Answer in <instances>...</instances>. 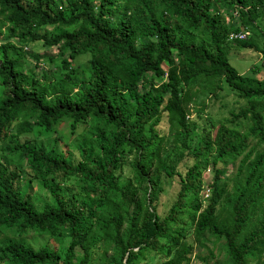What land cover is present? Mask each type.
<instances>
[{
  "label": "trees",
  "instance_id": "1",
  "mask_svg": "<svg viewBox=\"0 0 264 264\" xmlns=\"http://www.w3.org/2000/svg\"><path fill=\"white\" fill-rule=\"evenodd\" d=\"M263 9L264 0H0V33L7 27L0 42V233L11 234L0 244V264H89L98 243L102 264H135L145 249L161 257L156 264H188L192 245L175 226L186 208L195 240H222L225 261L218 264H264V148L256 149L264 143V79L239 74L227 57V34L249 32ZM228 11L232 22L225 24ZM46 25L60 27L50 35L35 31ZM198 31L206 35L200 42ZM12 36L56 48L54 55H29L35 68L56 56L59 65L37 76L23 64L22 45ZM231 41L264 55L250 40ZM79 54L88 56L80 74L73 66ZM221 80L244 105L197 133L185 118L194 86L207 85L209 93ZM161 112L173 149L191 160L183 171L162 156ZM18 119H31L44 132L62 119L70 133L82 122L96 130L82 136L73 163L53 148L7 140ZM128 155L131 175L121 180ZM217 160L222 167L214 169L203 202L201 172ZM234 160L228 188L222 177ZM23 170L51 203L30 201ZM160 173L176 176L179 184L162 217L155 211ZM71 176L80 182L82 200L60 191ZM219 206L226 226L214 221ZM28 231L68 242L61 254L47 246L33 249L21 238Z\"/></svg>",
  "mask_w": 264,
  "mask_h": 264
},
{
  "label": "rangeland",
  "instance_id": "2",
  "mask_svg": "<svg viewBox=\"0 0 264 264\" xmlns=\"http://www.w3.org/2000/svg\"><path fill=\"white\" fill-rule=\"evenodd\" d=\"M29 0H23L27 2ZM122 2L123 0H117ZM221 10L223 8H220ZM212 11V10H211ZM232 13V12H231ZM231 15L228 12L222 15L223 22L228 24L232 22L229 17ZM253 24L255 27L249 29L248 35L244 40H250L253 42L257 49L264 50V9L260 12L258 16L255 17ZM60 26H50L46 25L40 28H36L35 31L38 33H46L47 35L52 34L57 31ZM6 25L2 26L0 33V42H4L5 34L7 30ZM63 28V27H62ZM71 27H67L70 29ZM16 33V31H14ZM206 35L202 31L195 33V41L200 42L202 38ZM11 42L16 45H22V50L24 52V57L21 59L25 67L30 69H35L36 75L40 76L41 68L42 70L51 71L54 69L55 65H59L60 57L56 56L53 63L47 65L45 63L40 64L39 68L34 67V60L30 58L29 55L40 53L44 55H54L57 50L54 46L44 47L41 41H33L27 43H20L19 40L12 36L9 38ZM229 41V47L227 49V57L229 64L235 68L239 74H250L258 79H264V55L254 48H244L239 47L235 42ZM86 54H79L73 58V66L75 67V72L80 74L82 68L85 65L87 59ZM221 83V84H220ZM220 88L213 89L211 92L207 85L204 86H194L195 95L192 97L191 102L187 105V120L191 123H195L197 128L195 131L199 133V128L204 125V123L211 122L213 125L225 122L224 119L230 117V112H236L239 108L244 105V99L238 97L235 92L227 88L224 82L221 80L219 82ZM208 87V88H207ZM3 87L0 84V98L2 96ZM69 121L67 119L59 120L53 127L48 131L44 132L42 129L38 128L36 125H32V120L18 119L14 121L11 125L10 135L7 140L11 137L13 140L22 141L24 139L29 140L31 143L42 146L44 149L48 150L50 148L55 149L57 152H61L64 155H69L71 161L75 163L79 160V155L77 152V145L80 139L85 134H93L96 127L89 123H78L74 132L70 133L68 128ZM243 124V123H242ZM229 126H234L230 125ZM237 127L236 125L234 126ZM242 128V127H239ZM156 129L159 135L164 137V152L162 156L167 158L176 169L183 171L187 166L191 164V160L186 159L184 156H180L176 152L171 143V136L168 132V123L166 119V113L161 112L159 116V121L156 124ZM198 136L195 135L192 138L191 145H196ZM249 145H255V140H249ZM2 144L0 143V148ZM264 148V143L257 146V150ZM131 155H128L122 165V170L120 171L119 179L124 180L130 177V167L129 161ZM4 160V157L0 153V161ZM237 160L229 161L225 165V173L222 179L225 181L227 187L231 185V177L235 172ZM222 161L217 160L215 166H211L209 163L205 165L203 171L201 172L202 190L207 189V185L210 183L215 168H221ZM22 182L25 183L29 195L30 201L36 206H41L44 202H52V199L46 192V190L41 186L39 181L30 177L29 172L25 170L21 171ZM161 191L159 193L158 199L156 201L155 211L157 215L164 216L169 208V206L174 202L176 197V192L179 188V184L176 176H165L163 173L159 175ZM60 191L66 196H74L77 200H82L83 194L80 191V182L77 177L71 176L61 183ZM203 199V196L201 197ZM204 202V201H203ZM219 206L216 208V214L214 216V221L219 226H226V219L224 218V212ZM187 211L178 216V222L175 226L182 227L186 232L185 240L192 245V250L190 254V261L188 264H218L225 261V256L223 253L222 240H215L212 236H206V239H201L199 241L195 240L191 234V223L187 218ZM10 232L7 230H2L0 233V244L5 242L6 237L10 236ZM22 240L30 245L33 249L40 246H47L50 248H55L61 254L68 242V238H64L63 241L57 242L54 238L46 234H38L32 231H28L26 234L21 236ZM103 246L98 243L92 249L91 259L89 264H102L101 256L103 253ZM211 251L212 256H209L208 251ZM109 254V250L106 251V255ZM77 257L80 256V252L76 251ZM161 257L154 254L150 250H143L141 255L136 259L135 264H156ZM217 262V263H216ZM247 264H255L253 260H249Z\"/></svg>",
  "mask_w": 264,
  "mask_h": 264
},
{
  "label": "built area",
  "instance_id": "3",
  "mask_svg": "<svg viewBox=\"0 0 264 264\" xmlns=\"http://www.w3.org/2000/svg\"><path fill=\"white\" fill-rule=\"evenodd\" d=\"M248 35V31L247 30H243V31H237V32H229L227 34V40H244ZM185 118H188V115H185ZM208 189H204L202 191V196H203V200L204 201L207 197H208Z\"/></svg>",
  "mask_w": 264,
  "mask_h": 264
}]
</instances>
